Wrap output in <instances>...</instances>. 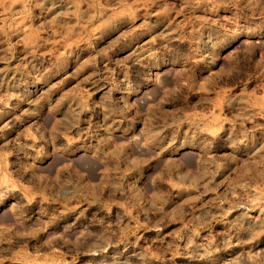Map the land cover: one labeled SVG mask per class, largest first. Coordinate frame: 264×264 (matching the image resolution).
Returning a JSON list of instances; mask_svg holds the SVG:
<instances>
[{"label":"rangeland","instance_id":"rangeland-1","mask_svg":"<svg viewBox=\"0 0 264 264\" xmlns=\"http://www.w3.org/2000/svg\"><path fill=\"white\" fill-rule=\"evenodd\" d=\"M0 264H264V0H0Z\"/></svg>","mask_w":264,"mask_h":264},{"label":"bare ground","instance_id":"bare-ground-1","mask_svg":"<svg viewBox=\"0 0 264 264\" xmlns=\"http://www.w3.org/2000/svg\"><path fill=\"white\" fill-rule=\"evenodd\" d=\"M9 5V4H8ZM18 28V27H17ZM23 31V30H22ZM172 31V30H171ZM26 32V31H25ZM26 34V33H25ZM20 35V34H19ZM27 36V35H26ZM25 37V36H24ZM199 41V40H198ZM29 42V41H28ZM30 42H32V40H30ZM149 42V41H148ZM148 44V43H147ZM145 45V44H144ZM147 46V45H146ZM197 46V45H196ZM139 48H141V47H139ZM137 50V49H136ZM144 50V49H143ZM148 50V49H147ZM142 51V50H141ZM137 53V52H136ZM135 53V54H136ZM139 53V52H138ZM141 54H142V52H141ZM136 55H138V54H136ZM147 56H148V54H147ZM253 201V200H252Z\"/></svg>","mask_w":264,"mask_h":264}]
</instances>
